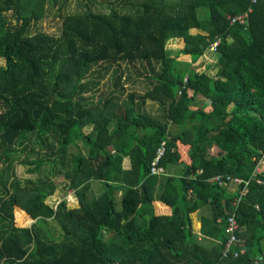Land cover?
<instances>
[{
  "label": "trees",
  "instance_id": "16d2710c",
  "mask_svg": "<svg viewBox=\"0 0 264 264\" xmlns=\"http://www.w3.org/2000/svg\"><path fill=\"white\" fill-rule=\"evenodd\" d=\"M0 59V264H264V0H0ZM163 141L177 176L149 173ZM215 174L247 180L234 208ZM58 178L76 205L48 201Z\"/></svg>",
  "mask_w": 264,
  "mask_h": 264
},
{
  "label": "built area",
  "instance_id": "2783aa9c",
  "mask_svg": "<svg viewBox=\"0 0 264 264\" xmlns=\"http://www.w3.org/2000/svg\"><path fill=\"white\" fill-rule=\"evenodd\" d=\"M248 10H250V8ZM248 10L242 13H239V14H235L233 16H228L230 23L234 21L247 22ZM218 42H219V37L215 35L214 38L208 42L207 49L210 51H214L216 49ZM178 93H180V91ZM165 151H166V147H165V142L163 141L160 143L159 147L157 148L155 152L153 159L149 163L150 175H153V176L164 175V169L161 166H159V163L161 162L162 157L165 155ZM208 180L213 183H217L218 185H221V186L226 185L229 182L237 183V184L243 182L241 187L238 188L237 193L231 199V204L233 206L232 208L235 207L236 203L238 202V200L241 198V196L244 194V192L247 189L246 179L241 180L240 178L229 175V174H215V175H212ZM236 228H237V222L234 217V213L232 209V211H230L226 217V228L225 229H226V232L228 233V239L226 241V244L223 247V252H222L223 256H227L229 249L231 248L233 243L237 241V237L235 236V233H234ZM233 254L238 255L236 251L233 252Z\"/></svg>",
  "mask_w": 264,
  "mask_h": 264
},
{
  "label": "crops",
  "instance_id": "0c3cea01",
  "mask_svg": "<svg viewBox=\"0 0 264 264\" xmlns=\"http://www.w3.org/2000/svg\"><path fill=\"white\" fill-rule=\"evenodd\" d=\"M180 148L181 149H180L179 153H180L181 158L188 163L189 160H188V154H187L186 149L184 147H180ZM213 152H214V149H213ZM129 167H130V160L128 158H126L124 160V163H122V168L127 170V169H129ZM256 168H255V170L257 172L264 171V159L261 160V163H259ZM180 173H181V167L180 166H176V165L175 166H171V165H169L166 169H164V175L156 176V177L160 178V177H167V176H177ZM98 188H99L98 183H91L90 189H91V191H93V193H96L98 191ZM226 189H227V192H231L234 189V185L228 184L226 186ZM153 190H154V196H155V199L152 202V204H153V213L155 215H169L170 212H171L170 207L168 205H166L165 203H163V202H161V201L156 199V196H157V185L155 186V188H153ZM69 192H71V191H69ZM252 194L254 196H256V198L260 197V198L264 199V196H258V195H256V193H252ZM118 196H119V194H118ZM210 211L211 210H209L208 207H202V208H199L198 210H195V211L190 213L192 230L196 233V235H198V239H200V237H201L200 226H201L202 218L203 217H205V218L206 217H210L211 216V212ZM13 213H14L15 224H17V226H20V228H25V226H29L34 221L19 206H14ZM17 214H19L20 218L17 217ZM218 220H219V218H218ZM19 222H22L23 224H20ZM227 236H228V234H227ZM263 249H264V247H263ZM263 255H264V253H263Z\"/></svg>",
  "mask_w": 264,
  "mask_h": 264
},
{
  "label": "rangeland",
  "instance_id": "374dc122",
  "mask_svg": "<svg viewBox=\"0 0 264 264\" xmlns=\"http://www.w3.org/2000/svg\"><path fill=\"white\" fill-rule=\"evenodd\" d=\"M75 9H78V7H77L76 3L74 1H72L71 5L68 6V10L74 11ZM32 27H33L32 28L33 30H35V27H36V30L37 29H41V30H44V31H52L55 28V24L52 22V13H48V12L45 11L43 18H41L38 21H36L34 23V26H32ZM178 45H180V42H176V43L169 42L168 43V48H170V46H174V48H176V46H178ZM198 60L199 59H196L195 61H193V63L198 62ZM3 64H4V61L2 59H0V65H3ZM209 70L211 72L214 71L213 68H210ZM107 78H109V75L105 76V79H102L101 83L105 84V82L108 81ZM66 85H67V79L62 77L60 79V87H61V89L65 90ZM101 86H103V85H101ZM148 102H150V101H148ZM150 107L151 106H149V108ZM90 126H91V124H86V125H84V128L86 130H89L91 128ZM72 150L74 151L75 149L73 148ZM260 163H261V161H260ZM25 168H26V166H24V165L15 164L14 165V169H15L14 173H15V175H17L18 177H21V178H26V177L33 178V177H35L33 174L32 175L26 174ZM57 180H58L57 188H56L54 194L51 196V198H48V201L51 202V203H54L55 201H58V200H61L62 198H65V199H67L69 205H71V206L76 205L77 204V200H76L75 196L73 194H71V192H67V193L64 194V191L61 190V188L65 185L64 180H62V178H58ZM92 183H96V182L93 181ZM17 217L20 218L19 214H17ZM19 223L23 224L22 222H19Z\"/></svg>",
  "mask_w": 264,
  "mask_h": 264
}]
</instances>
